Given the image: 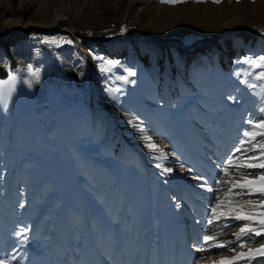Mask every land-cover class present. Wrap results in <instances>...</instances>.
Listing matches in <instances>:
<instances>
[{"label": "rangeland", "instance_id": "1", "mask_svg": "<svg viewBox=\"0 0 264 264\" xmlns=\"http://www.w3.org/2000/svg\"><path fill=\"white\" fill-rule=\"evenodd\" d=\"M61 14L70 22L53 25ZM28 19L42 29L20 32ZM260 56L264 0H0V83L17 77L0 102V258L91 264L132 235L145 258L168 222L198 221L205 195L188 169L214 181V137L238 144L245 121L264 119L261 87L241 83L235 115L228 101Z\"/></svg>", "mask_w": 264, "mask_h": 264}, {"label": "snow or ice", "instance_id": "2", "mask_svg": "<svg viewBox=\"0 0 264 264\" xmlns=\"http://www.w3.org/2000/svg\"><path fill=\"white\" fill-rule=\"evenodd\" d=\"M160 2L175 5L183 0H160ZM212 2L219 4L221 0H212ZM94 59L102 58L94 57ZM115 63L107 61L109 65ZM243 63L248 65L251 71L245 73L249 79L241 80V83L246 84L250 89L261 87L264 96V56L246 57ZM26 72L31 77V80L25 81L29 86L32 82L39 81L38 69L28 65ZM135 75L134 71H127V77ZM120 79L125 83L135 82L126 77ZM251 79L259 81L260 84L251 83ZM16 82L17 77L10 74L7 82L0 83V102L5 108L8 99L15 91ZM260 111L264 112V107ZM245 122L249 127L242 132L238 145L229 156L217 165L218 172L214 181H208L207 177L199 176L193 169H188L193 173L191 178L198 181L196 186L213 194L205 220L197 221L205 225L202 243L197 242L193 245L203 254L201 259L210 258L209 249L223 250L220 253L221 258L213 261L212 264H237L238 261H244V264H252L253 261L255 264H264V119H248ZM140 131L143 133V129ZM142 139L151 151H160L151 141L150 136L144 135ZM156 167L161 168V165L157 164ZM181 167L183 168V165ZM171 171V168L162 169V173ZM26 231H21L18 235L26 239ZM230 232L231 237L222 238ZM237 249L248 250L237 251ZM224 253L234 255L227 258ZM0 264H11L10 258H0Z\"/></svg>", "mask_w": 264, "mask_h": 264}, {"label": "bare ground", "instance_id": "3", "mask_svg": "<svg viewBox=\"0 0 264 264\" xmlns=\"http://www.w3.org/2000/svg\"><path fill=\"white\" fill-rule=\"evenodd\" d=\"M86 5H92L95 0H83ZM60 21L70 22L69 18L63 14L61 15H54L52 24L59 23ZM51 24V23H50ZM19 26L20 32H24L28 27H35L37 29L38 25H35V22H32L31 19H28L26 23L23 26H20V24H17ZM231 31L226 30L223 32L222 35H227ZM263 31H254V35L261 34ZM246 35V34H245ZM247 36V35H246ZM245 36V38H247ZM156 44H152L154 46H173L172 44L166 43H160L159 41H156ZM203 46V45H202ZM179 47V46H178ZM180 48V47H179ZM181 50H184L180 48ZM6 50V49H5ZM12 61V58L9 59ZM224 60V59H223ZM12 63V62H11ZM223 64L227 65V61H224ZM12 66V65H11ZM228 66V65H227ZM3 66L0 65V75L5 72V70L2 71ZM241 80L243 78L237 80L238 82V91L235 94L233 92L230 97L228 98L229 105L231 108L232 114H236L238 112L239 107V101L241 98ZM174 96L176 95L175 92H173ZM234 118V116H233ZM232 118V119H233ZM232 119L230 123V131L232 130ZM232 132V131H231ZM214 148L216 150H212V153L215 154V156L211 159V166L215 172H218L217 165L225 160L226 157L229 156V154L232 152V150L238 145L235 141H230L228 136H218L214 137L213 144ZM218 148V149H217ZM239 155V154H237ZM203 193L205 195V198L201 200L202 206L196 208V215L197 220L204 221L206 214L209 211V203L213 199V194L209 193L205 190H203ZM204 207L205 209H202ZM173 220V219H172ZM130 221L127 219V217H124L122 219V228L130 230ZM167 231L160 234L159 239L154 240L150 244V248L148 250V254L145 256V258H142L141 249L139 246V239L137 237H134V235L129 236L128 238H121L119 245V250L112 249L111 251H108L107 254L101 255L98 252H90L91 256V264H212L213 261L219 260L221 258L220 253L223 251L221 249L212 248L208 251L211 253L210 258L201 259L202 253L196 250V248L193 247V245L197 242L202 243V235L205 230L204 223H189L188 228H185L183 225L180 224V222L177 219H174L173 221H170L167 223ZM129 233V232H128ZM131 235V234H130ZM136 235V234H135ZM199 236V240L196 241L193 237ZM232 236V233H228L227 236L222 237L223 239H228ZM255 247H258V245H254ZM248 249H237V251H247ZM234 254H228L224 253V256L227 258H231V256ZM107 258V260H106ZM74 260H71V263H74ZM79 264V263H77ZM237 264H244V261H238ZM252 264H255V261L252 262Z\"/></svg>", "mask_w": 264, "mask_h": 264}, {"label": "water", "instance_id": "4", "mask_svg": "<svg viewBox=\"0 0 264 264\" xmlns=\"http://www.w3.org/2000/svg\"><path fill=\"white\" fill-rule=\"evenodd\" d=\"M245 34H247V33H242L241 35L243 36V35H245ZM248 38H251V36H248ZM217 40H219V38H218ZM149 42L152 43V44H156V43H157V42L154 41V40H150ZM168 44H169V43H168ZM170 45H171V44H170ZM204 45H207V44L205 43ZM204 45H203V46H204ZM180 48L184 49V51H191V50L193 49V47H187V48H186V47H185V48H184V47H180ZM184 51H183V52H184ZM222 67H223L224 70H226V67H224V66H222ZM5 75H6V74L4 73V74H2L1 76H2V77H5ZM102 110H103V109H102ZM104 111H105V110H104ZM105 112H106V111H105ZM106 113H107V112H106Z\"/></svg>", "mask_w": 264, "mask_h": 264}]
</instances>
